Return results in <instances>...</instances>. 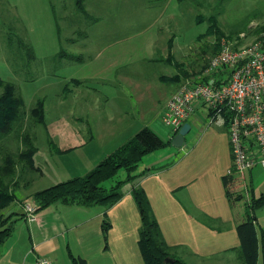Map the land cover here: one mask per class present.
<instances>
[{"label":"rangeland","instance_id":"374dc122","mask_svg":"<svg viewBox=\"0 0 264 264\" xmlns=\"http://www.w3.org/2000/svg\"><path fill=\"white\" fill-rule=\"evenodd\" d=\"M84 8L76 0H0V79L16 85L26 112L18 134L0 142V167L8 155L18 161L26 149L20 136L29 134L39 169L17 163L15 174L3 179L16 200L0 210V231L10 228L17 206L35 202V190L67 176L61 170L74 159L59 163L52 143L74 146L79 139L63 127L99 125L115 112L137 116L142 108L158 114L174 87L159 78L195 77L223 40H264V0H85ZM20 38L33 47L35 61L28 62ZM38 100L44 101L45 125L35 122ZM151 126L172 138L160 117ZM261 179L257 175L255 186Z\"/></svg>","mask_w":264,"mask_h":264},{"label":"crops","instance_id":"0c3cea01","mask_svg":"<svg viewBox=\"0 0 264 264\" xmlns=\"http://www.w3.org/2000/svg\"><path fill=\"white\" fill-rule=\"evenodd\" d=\"M0 62L1 70L5 62ZM171 85L174 87L167 91L158 114L157 110L142 108L137 116L115 112L110 120L101 117L99 125L88 123L75 130L72 126L63 127L64 132L75 131L79 140L74 146L56 145L63 151L57 154L61 158L59 163L74 159L61 170L67 176L60 182L86 175L145 127L170 142V134L162 136L151 124L157 123L158 117L164 124L163 109L177 89L174 83ZM145 96L140 94L142 99ZM203 110L199 108L188 121L194 129L188 144L185 139L181 148L170 143L145 155L134 173L135 178L123 185L122 198L113 206L84 208L56 203L40 211L33 222L27 220L23 203L17 206L12 233L0 244V264H37L39 257L50 260L51 264H74L72 257L81 258L86 264H145L139 245L142 219L133 198L136 188L145 191L164 239L176 257L187 264H240L237 226L244 221L246 211L242 201L232 204L224 185V177L232 169L229 134L226 127L209 126L207 110L201 113ZM123 171V179L118 174L105 187L111 188L124 180L127 172ZM257 175L263 181L255 186ZM247 178L248 200L251 190L257 197L264 196L263 170L255 168ZM109 182L111 185L107 187ZM254 214L261 243L264 242V205ZM105 220L111 224L107 233L103 227Z\"/></svg>","mask_w":264,"mask_h":264},{"label":"trees","instance_id":"16d2710c","mask_svg":"<svg viewBox=\"0 0 264 264\" xmlns=\"http://www.w3.org/2000/svg\"><path fill=\"white\" fill-rule=\"evenodd\" d=\"M76 2L84 12L85 0H76ZM260 31L264 32V25ZM12 38L8 37L7 39L8 46L11 50L13 48ZM19 44L22 50L26 51L28 62L35 61L36 56L33 47L26 44L22 38L19 39ZM181 76L183 75L178 74L170 78L171 80L166 79V81L170 84L174 83L178 88L184 79L194 77L189 74L184 75V77ZM0 85L3 87V92L0 95L1 142L13 132L18 134L21 126L20 123L23 121L26 112L24 109V99L19 94L16 85L2 79H0ZM37 105L34 112L35 122L45 125L44 101L38 100ZM20 138L26 149L18 156V161H14L13 155H8L4 159V166L0 167V210L8 207L16 200L15 196H12L9 192V186L5 184L3 179L15 174L17 163L23 162L30 170L39 171L35 166L34 158L38 153V149L35 145L34 137L27 134L22 137L20 136ZM169 144L170 142H165L149 127L143 128L132 139L112 152L86 175L75 177L37 191L33 195V199L38 206L37 212L39 213L56 203L84 208L113 206L122 198L123 185L135 178L134 173L138 169L143 157ZM52 145L53 148L51 150L55 151L56 154L63 153L54 142ZM121 170L127 172L126 178L118 181L111 188H106L105 183L116 179ZM224 185L232 204L242 201L245 205V219L237 226V232L241 242L240 264H258L260 257L262 264H264V242L260 243L259 241L257 220L254 214L257 209L264 205V196L257 197L251 190L250 200H248L245 181L233 173H229L224 177ZM133 198L139 208L142 219L139 230V245L145 264H187L185 261L176 257L172 253V247L166 243L145 191L142 188L134 189ZM110 225L108 220L104 221L103 227L106 233ZM12 230L13 226L11 225L10 228H4L0 231V244H3L7 240ZM168 258L172 259L173 263H167L166 259ZM72 259L74 264H86L81 258L72 257Z\"/></svg>","mask_w":264,"mask_h":264},{"label":"built area","instance_id":"2783aa9c","mask_svg":"<svg viewBox=\"0 0 264 264\" xmlns=\"http://www.w3.org/2000/svg\"><path fill=\"white\" fill-rule=\"evenodd\" d=\"M199 108L207 110L209 126L226 127L232 169L249 192L247 174L255 168L264 173V40L238 45L223 40L207 66L196 77L182 81L166 102L163 123L172 138ZM34 201L24 204L28 221L37 220ZM37 264H51L39 257Z\"/></svg>","mask_w":264,"mask_h":264},{"label":"water","instance_id":"95a60500","mask_svg":"<svg viewBox=\"0 0 264 264\" xmlns=\"http://www.w3.org/2000/svg\"><path fill=\"white\" fill-rule=\"evenodd\" d=\"M191 128H192V126L190 123L184 124V126L181 128L179 133L170 139V143L176 148L183 147V145L185 143L186 136L191 131ZM166 262L167 263H173V260L168 258V259H166Z\"/></svg>","mask_w":264,"mask_h":264}]
</instances>
